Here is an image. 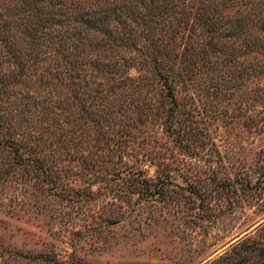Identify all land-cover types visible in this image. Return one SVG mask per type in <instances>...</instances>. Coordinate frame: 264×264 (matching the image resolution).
<instances>
[{
  "label": "rangeland",
  "instance_id": "rangeland-1",
  "mask_svg": "<svg viewBox=\"0 0 264 264\" xmlns=\"http://www.w3.org/2000/svg\"><path fill=\"white\" fill-rule=\"evenodd\" d=\"M223 41L0 99V264H264V54Z\"/></svg>",
  "mask_w": 264,
  "mask_h": 264
},
{
  "label": "trees",
  "instance_id": "trees-1",
  "mask_svg": "<svg viewBox=\"0 0 264 264\" xmlns=\"http://www.w3.org/2000/svg\"><path fill=\"white\" fill-rule=\"evenodd\" d=\"M176 37H194L199 53L219 51L220 39L231 48L236 39L238 49L244 42L253 56L264 54V0H0V99L23 107L29 95L21 86L31 74L81 75L71 85L88 86V69L110 70L118 49L136 61L145 56L141 69L156 70ZM15 118L19 125L23 116L0 112L6 126ZM6 141L14 142L0 145Z\"/></svg>",
  "mask_w": 264,
  "mask_h": 264
}]
</instances>
